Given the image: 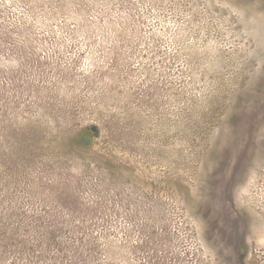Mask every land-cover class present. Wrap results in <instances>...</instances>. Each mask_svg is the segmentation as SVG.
<instances>
[{"label":"rangeland","instance_id":"374dc122","mask_svg":"<svg viewBox=\"0 0 264 264\" xmlns=\"http://www.w3.org/2000/svg\"><path fill=\"white\" fill-rule=\"evenodd\" d=\"M0 264H264V0H0Z\"/></svg>","mask_w":264,"mask_h":264},{"label":"trees","instance_id":"16d2710c","mask_svg":"<svg viewBox=\"0 0 264 264\" xmlns=\"http://www.w3.org/2000/svg\"><path fill=\"white\" fill-rule=\"evenodd\" d=\"M56 235H52V237H55ZM45 245L48 246V248H51L54 244L58 245V246H61L62 243L59 242V241H48V242H44ZM43 248V247H42Z\"/></svg>","mask_w":264,"mask_h":264}]
</instances>
